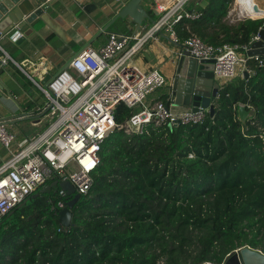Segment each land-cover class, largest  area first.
Listing matches in <instances>:
<instances>
[{
    "label": "trees",
    "instance_id": "16d2710c",
    "mask_svg": "<svg viewBox=\"0 0 264 264\" xmlns=\"http://www.w3.org/2000/svg\"><path fill=\"white\" fill-rule=\"evenodd\" d=\"M232 0H208L178 40L249 45L264 19L225 21ZM264 57V55H263ZM223 85L204 124H148L127 133L141 107L119 103L94 183L65 227L40 187L0 219V264H222L250 246L264 252V66ZM251 114L245 122L238 109ZM52 183V182H50ZM49 183V184H50Z\"/></svg>",
    "mask_w": 264,
    "mask_h": 264
},
{
    "label": "built area",
    "instance_id": "2783aa9c",
    "mask_svg": "<svg viewBox=\"0 0 264 264\" xmlns=\"http://www.w3.org/2000/svg\"><path fill=\"white\" fill-rule=\"evenodd\" d=\"M39 1L44 8L57 0ZM190 1H158L156 11L162 16L143 36L111 32L101 48L82 49L46 86L37 83L48 99V116L52 121L45 131L29 140L27 147L13 152L16 133L9 131L6 122L0 120V143L11 153L0 168V219L28 200L37 189L56 180L69 181L76 193L86 195L101 164V151L108 132L117 126L115 110L119 103L130 108L141 107L126 122L127 133H143L148 124L173 127L205 123L207 109L176 110L172 104L168 105L172 95L169 101L149 102V96L166 86L168 78L158 69L146 71L133 62L144 41L155 37L163 28L169 30L172 41H179L175 25L184 18L201 16L200 12L185 8ZM230 6L228 18L232 21L235 16L240 20L264 19V14L254 15L264 11L258 0H232ZM254 6L258 7L257 11ZM259 39L258 32L251 44ZM251 44H208L194 34L184 41L191 58L215 61L214 75L220 88L245 71L251 72L250 60L264 66L263 55L246 54ZM9 58L7 54L1 55L2 65L7 64ZM55 194L52 208L59 216L67 207L68 194L59 187Z\"/></svg>",
    "mask_w": 264,
    "mask_h": 264
},
{
    "label": "crops",
    "instance_id": "0c3cea01",
    "mask_svg": "<svg viewBox=\"0 0 264 264\" xmlns=\"http://www.w3.org/2000/svg\"><path fill=\"white\" fill-rule=\"evenodd\" d=\"M32 1L21 0V4ZM129 1L57 0L44 7L43 15L19 30L20 38L17 41L11 37L14 31L0 37V120L6 122L9 131L16 133L13 152L27 147L29 140L45 131L52 121L48 116V99L37 83L41 84L49 74L56 75L67 67L82 49L101 48L107 42L109 33L143 36L160 20L162 15L156 11L160 0H145L143 5L155 23L147 19L142 28L136 30L134 23L118 19L107 31H103L104 25ZM36 2L35 9L40 7V1ZM189 5L204 8L208 0H191L185 8ZM184 41L185 38L178 42L172 41L169 30L163 28L155 37L144 41L134 56L133 62L142 69H158L168 78V84L154 91L149 96V102L171 99L170 83L176 74V59L186 50ZM3 54L10 57L5 65L1 63ZM253 74L252 70L249 77ZM172 107L176 110L188 108L174 104ZM10 157V151L0 143V168Z\"/></svg>",
    "mask_w": 264,
    "mask_h": 264
},
{
    "label": "water",
    "instance_id": "95a60500",
    "mask_svg": "<svg viewBox=\"0 0 264 264\" xmlns=\"http://www.w3.org/2000/svg\"><path fill=\"white\" fill-rule=\"evenodd\" d=\"M36 1L37 0H33L29 2L30 4H21V0H0V37L7 36L14 31L11 37L13 40L17 41L20 38L19 30L23 29L26 23L32 22L44 13L43 7L35 9L37 5ZM144 1L145 0H130L117 12L113 19L104 25L103 31H107L118 19H123L129 24L134 23L136 30H140L144 21L147 19L155 23L156 21L150 17L145 9L143 5ZM254 10L257 11L258 7L254 6ZM155 13L157 12L155 11ZM26 35L29 34L27 33ZM259 35L260 39L254 41L251 45V49L248 51L249 56L264 55V27L260 29ZM176 63V74L173 81L170 83V94L173 98L168 105L185 106L191 108L195 112L199 111L200 107H202L208 110L211 117H214L216 113L214 101L218 97L220 90V83L215 80L214 75L215 61H198L191 58L188 51L184 50L176 59ZM2 70H4V67ZM54 76L55 75L49 74L46 79L41 81V85L46 86ZM244 76L248 78L249 73L245 71ZM0 85L2 84L0 83ZM238 114L239 119L245 122L251 113L246 110L244 105H240ZM169 126L172 127V125ZM175 126H177V124H175ZM116 128L117 126H114L108 132V135ZM57 187L65 189L68 194L67 207L59 212V220L63 226L70 227L72 225L73 216L72 208L81 198V195L76 193V189L72 183L69 181L59 182L56 180L43 188L41 192L34 194L33 197L36 198L43 193L55 192ZM27 202L28 200L20 204L19 207L24 206ZM13 213L14 211L10 214ZM207 264L215 263L208 262ZM222 264H264V252L250 246H244L232 251Z\"/></svg>",
    "mask_w": 264,
    "mask_h": 264
},
{
    "label": "rangeland",
    "instance_id": "374dc122",
    "mask_svg": "<svg viewBox=\"0 0 264 264\" xmlns=\"http://www.w3.org/2000/svg\"><path fill=\"white\" fill-rule=\"evenodd\" d=\"M258 2L262 5V6H264V2L262 1V0H258ZM231 10V6H230V4H229V8H228V13H227V16H226V18H225V21L228 23V24H231V25H234V24H237L239 21H241L240 19H238V17H234L233 19V21H232V19H229L228 18V15H229V11ZM28 203L30 204V205H32L33 203H32V201L31 200H28Z\"/></svg>",
    "mask_w": 264,
    "mask_h": 264
},
{
    "label": "bare ground",
    "instance_id": "6f19581e",
    "mask_svg": "<svg viewBox=\"0 0 264 264\" xmlns=\"http://www.w3.org/2000/svg\"><path fill=\"white\" fill-rule=\"evenodd\" d=\"M261 14H264V11L260 13H254L255 16H260Z\"/></svg>",
    "mask_w": 264,
    "mask_h": 264
}]
</instances>
